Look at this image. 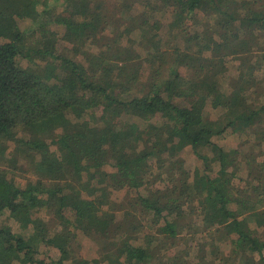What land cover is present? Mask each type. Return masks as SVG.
<instances>
[{"label":"trees","instance_id":"16d2710c","mask_svg":"<svg viewBox=\"0 0 264 264\" xmlns=\"http://www.w3.org/2000/svg\"><path fill=\"white\" fill-rule=\"evenodd\" d=\"M47 1L0 0V141L30 149L38 174L22 187L0 167V264H89L72 255L76 231L89 229L104 240L107 264H165L151 238L174 247L192 205L200 226L216 235L213 264H264V161L243 153L246 142L226 149L214 141L227 128L249 129L253 146L264 150V102L242 95L260 70L244 65L245 57L258 52L264 59V0H156L170 20L165 28L141 20L147 57L114 42L81 50L78 42L106 31L103 3L63 0L56 13ZM200 13L212 17L206 31L197 29ZM26 19L36 26L22 29ZM54 25L70 45L59 51ZM232 55L243 61L226 92L220 77ZM149 58L156 63L144 69ZM208 105L224 114L209 118ZM185 147L201 169L184 167ZM152 175L154 186H147ZM116 189L134 190L141 211L153 217L154 231L142 241L134 235L140 228L123 227L107 208ZM39 210L57 222L35 217ZM167 260L181 264L173 254Z\"/></svg>","mask_w":264,"mask_h":264},{"label":"rangeland","instance_id":"374dc122","mask_svg":"<svg viewBox=\"0 0 264 264\" xmlns=\"http://www.w3.org/2000/svg\"><path fill=\"white\" fill-rule=\"evenodd\" d=\"M53 5H55V12L61 13L66 7V4L63 0H48ZM63 1V2H62ZM102 2L103 7L105 6V14L108 16L106 22V31L104 33H100L98 37H92L90 40H87V43L78 42V45L81 50H91L98 51L100 49L99 43L110 44L114 42L116 45H128L132 50L133 54H139L141 56H148L143 49V46L139 44L142 40L140 36L144 34L146 31L145 26H141L140 22L142 19L147 18L149 22H154L155 20H159L162 23V27L165 28L166 24H168L170 20L169 13L170 11L163 7L161 3L156 0H94L91 2V5ZM38 9H43L41 5L37 6ZM212 17L210 15L200 13L199 18L197 20V29H203L206 31L210 28L209 24L211 23ZM19 26L22 29H30L31 27L36 26V23H31L29 19L19 20ZM54 29L57 31V50L63 49L65 46H70L68 43L63 41L61 38L63 28L60 26H55ZM130 29V30H129ZM193 29V28H192ZM118 33L122 34V37L119 38ZM37 35V34H36ZM168 37L166 34H162V39ZM174 42V41H173ZM162 49H165V44L160 43ZM164 44V45H163ZM84 45V46H83ZM255 51V50H254ZM261 53L253 52L250 55H247L244 59V65H254L260 66L258 72H254L252 74L254 80H256V84L250 86V89L246 93H242L243 96H246L247 101L252 103L264 102V59H260L262 56ZM136 56L134 55L133 58ZM147 61H144L141 65H144L143 68H147L146 65L153 62L156 63L153 59L149 58ZM243 61L241 57L238 55L227 56L226 58V74L224 73L220 77V83L222 85V89L226 92L231 90L229 86L230 79L236 78L238 73V66ZM25 65V63H24ZM243 63L241 64V66ZM146 66V67H145ZM240 66V67H241ZM239 67V68H240ZM142 68V69H143ZM148 73V70L145 71ZM205 114L209 116L211 119H216L224 114L222 108H212V106L208 105L205 108ZM127 121H136L140 122V120L136 119L132 116L125 117ZM231 128H227V130L218 137H214V141L219 143L226 149L237 148L239 144L245 143L243 148V153H248L254 156L255 161L261 162L264 161V150L261 151L259 147L253 146V135L252 132L248 129L241 131H231ZM18 133V137H23L24 134ZM248 141V143H247ZM251 142V143H250ZM264 146V144H262ZM50 148L53 150L55 146L53 144L50 145ZM32 151L25 146H20L14 141H0V167L9 171L10 176H12L16 183L20 186L24 187L28 181L35 180L37 178V172H35L34 162H35V154L32 155ZM181 158L184 162V167L192 173L195 167L202 168V163L200 160L196 158L193 154L192 150L189 147H185L181 153ZM37 159V158H36ZM245 162V161H243ZM238 172V175L235 177L234 182L236 184L241 185L244 183V179L246 178L247 170L244 166H242ZM106 169H111L107 167ZM155 174V173H153ZM165 177V175H163ZM163 177V178H164ZM154 178L152 175L149 180L147 186H154ZM158 183V184H157ZM156 185H163V182H156ZM110 208L107 207L111 212L114 213L115 221L123 223L122 226L126 227L125 222L130 228L137 227L140 228L136 230L134 235H137L139 239L142 241L143 234H149L154 231L153 226H151V222L153 221V217L150 215L144 214L145 212L141 211L140 205L135 201L137 193L134 190H125V189H116L111 190L110 192ZM116 209H115V207ZM42 217L45 220H48L50 225H54L57 222L56 218H54L51 214H45L44 210H39L35 213V217ZM201 214L198 212V209L192 205L184 212L183 214V223L184 230L178 236V240L174 244V247L170 245L165 248L163 239H156L158 237L151 238L152 244L157 245L159 248V254L161 259L163 258V262L165 264L168 263L167 257L172 255L179 261L181 264H213L214 257L211 254V250L213 246L217 245L218 242L215 240L216 235L214 233H210L205 231V226H200ZM10 224L12 225L15 231H19L18 224L13 220L9 219ZM182 222V220H181ZM88 231V230H87ZM99 233H84L81 230L76 231L75 241H76V249H75V241L73 243V250L77 256L84 257L89 260V264H95L92 262V259L100 258V264H107L105 260H102L103 252L102 247L104 240L101 239ZM221 249L227 250V244L220 243ZM52 255L57 256L59 252L56 249H53L50 252ZM67 264H70L67 262Z\"/></svg>","mask_w":264,"mask_h":264}]
</instances>
